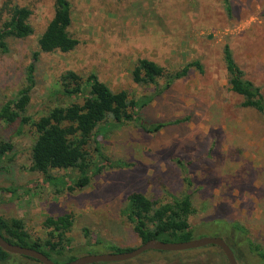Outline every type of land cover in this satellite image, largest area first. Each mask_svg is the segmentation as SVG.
Listing matches in <instances>:
<instances>
[{
  "label": "rangeland",
  "instance_id": "1",
  "mask_svg": "<svg viewBox=\"0 0 264 264\" xmlns=\"http://www.w3.org/2000/svg\"><path fill=\"white\" fill-rule=\"evenodd\" d=\"M69 1L71 32L80 43L70 53L41 54L28 115L37 120L55 106L83 102L58 93L59 78L72 70L82 76L94 72L131 99L154 96L141 112L144 121L169 125L151 134L129 124L100 135L89 149V186L69 192L67 186L50 184L30 171L34 130L25 126L19 134L18 123L0 121V143L13 145L0 161V214L23 219L30 235L42 239L49 232L44 224L48 217L69 215L70 249L86 244L85 230L94 240L135 249L142 242L124 213L128 197L140 192L163 203L191 193L196 212L189 221L195 240L226 239L239 264H264L247 243L250 239L264 249V118L240 106L223 62V47L229 44L246 78L264 93V0H229L228 5L225 0ZM6 2L32 11L34 34L10 40L9 52L0 53V108L22 88L24 71L55 12L54 0H0V8ZM142 58L172 71L199 61L203 72L192 70L160 93L155 86L132 80L131 72ZM96 145L108 163L128 167L108 164L97 173L98 166L107 163L95 152ZM51 174L67 181L79 177L72 169ZM219 222L240 223L247 233H221ZM215 247L181 254L148 252L127 264H229ZM0 264L38 263L12 255Z\"/></svg>",
  "mask_w": 264,
  "mask_h": 264
},
{
  "label": "trees",
  "instance_id": "2",
  "mask_svg": "<svg viewBox=\"0 0 264 264\" xmlns=\"http://www.w3.org/2000/svg\"><path fill=\"white\" fill-rule=\"evenodd\" d=\"M225 3L228 5L229 0H225ZM54 8L53 18L38 40L39 50L33 53L32 61L24 71L23 86L15 97L6 100L1 106L0 121L7 125L18 123L19 134L25 126H30L35 132V139L31 147L30 171L42 174L45 181L50 184L67 186L69 192H74L82 190L90 184L92 164L89 149L92 143H97V138L100 135L105 136L112 129L129 124H133L147 133H158L169 123L150 124L144 121L141 112L152 103L154 96H144L137 100L131 99L127 91L115 92L94 72L82 76L72 70L65 72L59 78L58 93L67 98L81 99L83 102L55 106L37 120L29 116L28 108L36 87V64L41 54L70 53L80 43L71 32L73 25L71 2L69 0H54ZM228 10H230L229 7ZM31 15L32 11L26 7L12 5L10 2L4 3L0 8V20H2L0 53L7 54L9 52L10 40H25L34 34V28L30 24ZM223 62L228 75L230 91L241 98L240 106L253 110L264 118V93L260 87L246 78L229 44L223 47ZM192 70L202 73L203 65L199 61H194L172 71L150 59L142 58L136 62L131 75L134 83L143 87L155 86L161 93L172 87L175 82L186 78ZM160 81L164 82L163 88H159ZM177 122L180 121L177 120ZM12 149V144L1 142L0 161ZM94 150L98 153L99 158L103 157L105 160L99 146L96 145ZM104 160L102 159L107 164L98 166L97 173H101L108 164L111 168L128 167L125 163L111 164ZM70 169L78 171L79 177L67 181L63 178L62 180L55 178L51 174L53 170ZM195 212L191 193L172 197L170 201L159 203L143 193L133 192L128 197V203L124 210L142 244L150 240L167 243L194 240L196 232L189 219ZM44 224L49 230L47 237L44 239L33 238L23 219L5 218L0 214V234L4 239L13 244L37 250L54 262H57L58 259L71 262L79 255L98 254L101 252L99 250L105 253H124L133 250L131 248L122 249L101 238L94 240L87 230H85L86 244L81 249H70L71 239L67 234L73 226L71 216L48 217ZM218 230L224 234L233 230L247 233L240 223L219 222ZM225 241L232 248L229 241L226 239ZM247 243L249 250L264 262V249L260 245L254 244L250 239L247 240ZM149 252L164 253V251ZM189 252L191 250L166 253ZM12 255L0 248V263L7 262ZM235 256L239 262L240 257L237 254ZM28 259L42 264L32 258ZM127 262L98 264H127Z\"/></svg>",
  "mask_w": 264,
  "mask_h": 264
},
{
  "label": "water",
  "instance_id": "3",
  "mask_svg": "<svg viewBox=\"0 0 264 264\" xmlns=\"http://www.w3.org/2000/svg\"><path fill=\"white\" fill-rule=\"evenodd\" d=\"M207 246L219 247L229 264H239L235 256L234 251L230 245L220 237H207L202 239H194L188 242L179 243H167L158 240H150L146 243L141 244L138 248L133 249L129 252L124 253H105V254H89L83 257H79L71 262L56 263L47 257L45 254L26 247H22L17 244L8 242L0 234V248L7 253L13 255H20L34 260L39 261L42 264H98V263H114V262H125L133 260L146 252L149 251H164V252H182L193 249H199Z\"/></svg>",
  "mask_w": 264,
  "mask_h": 264
}]
</instances>
